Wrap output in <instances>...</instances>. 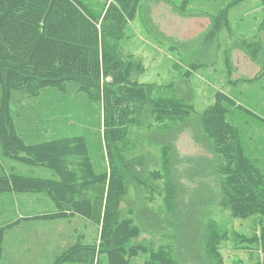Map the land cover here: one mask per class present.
Here are the masks:
<instances>
[{"label":"trees","instance_id":"obj_1","mask_svg":"<svg viewBox=\"0 0 264 264\" xmlns=\"http://www.w3.org/2000/svg\"><path fill=\"white\" fill-rule=\"evenodd\" d=\"M136 1L115 0L96 16L81 0H0V152L57 176L0 174V196L47 193L57 211L27 220L78 215L100 228L97 246L77 243L54 264H100L103 255L110 264L140 255L145 264H227L223 249L232 239L264 247V172L227 119L236 105L230 96L218 92L199 113L191 87L138 80L144 62L121 46ZM183 8L175 10L187 15ZM228 16L227 9L222 22L214 19L215 33L230 26ZM235 47L262 64L257 78L264 75L261 40ZM49 88L98 104L103 164L96 165L84 136L26 143L14 95L37 98ZM28 132L42 136L34 126ZM186 132L203 154L181 155L177 141ZM256 216L261 235L234 231L235 219ZM18 225L0 228V264L6 233Z\"/></svg>","mask_w":264,"mask_h":264},{"label":"rangeland","instance_id":"obj_2","mask_svg":"<svg viewBox=\"0 0 264 264\" xmlns=\"http://www.w3.org/2000/svg\"><path fill=\"white\" fill-rule=\"evenodd\" d=\"M81 1L99 16L115 0ZM238 1L137 0L136 16L129 19L121 46L125 53L134 54L144 62L145 73L137 76L140 82L161 85L175 82L183 89L191 87L199 113L214 104L218 92L230 96L236 105L231 107L227 119L240 129L248 157L264 172V75L257 78L263 66L235 47V43L244 39H259L264 44V4L263 0ZM174 7H185L180 11L187 15H181ZM227 9L230 26H222L215 33L214 19L220 17L222 22L221 16ZM14 96L11 106L20 115L16 118L19 130L30 131L34 126L35 130L42 131V136L36 138L28 137L29 132H21L26 143L53 137L84 136L96 165L103 164L98 104L85 95H68L51 88L37 98L24 100L20 93ZM26 118L29 119L24 121ZM177 148L185 156L204 153L187 132L179 137ZM9 173L57 178L46 167L22 165L0 152V174ZM56 211L47 193L1 195L0 228L19 222L6 233L2 264H54L62 253L77 243L99 244L100 228L81 216L27 220ZM261 227L258 216L235 219L233 223L234 231L247 237L261 235ZM223 254L227 264L236 261L264 264V247L260 242L252 245L232 239L225 245ZM146 258L140 255L131 259L130 264H145ZM100 264H110L107 255L101 257Z\"/></svg>","mask_w":264,"mask_h":264},{"label":"bare ground","instance_id":"obj_3","mask_svg":"<svg viewBox=\"0 0 264 264\" xmlns=\"http://www.w3.org/2000/svg\"><path fill=\"white\" fill-rule=\"evenodd\" d=\"M114 62V61H113ZM115 225V224H114Z\"/></svg>","mask_w":264,"mask_h":264}]
</instances>
